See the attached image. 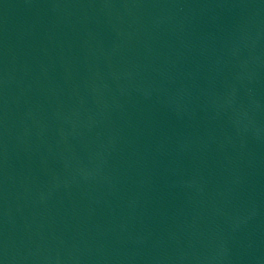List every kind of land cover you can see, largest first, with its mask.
<instances>
[{
    "label": "water",
    "instance_id": "water-1",
    "mask_svg": "<svg viewBox=\"0 0 264 264\" xmlns=\"http://www.w3.org/2000/svg\"><path fill=\"white\" fill-rule=\"evenodd\" d=\"M0 264H264V0H0Z\"/></svg>",
    "mask_w": 264,
    "mask_h": 264
}]
</instances>
